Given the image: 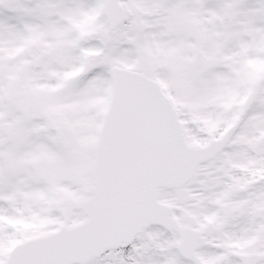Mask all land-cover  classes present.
<instances>
[{
	"label": "snow or ice",
	"instance_id": "obj_1",
	"mask_svg": "<svg viewBox=\"0 0 264 264\" xmlns=\"http://www.w3.org/2000/svg\"><path fill=\"white\" fill-rule=\"evenodd\" d=\"M0 264H264V0H0Z\"/></svg>",
	"mask_w": 264,
	"mask_h": 264
}]
</instances>
